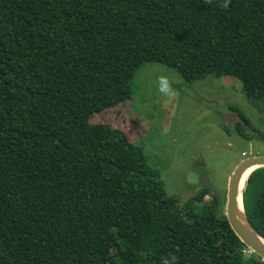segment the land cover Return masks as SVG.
Listing matches in <instances>:
<instances>
[{
  "label": "trees",
  "instance_id": "obj_1",
  "mask_svg": "<svg viewBox=\"0 0 264 264\" xmlns=\"http://www.w3.org/2000/svg\"><path fill=\"white\" fill-rule=\"evenodd\" d=\"M148 63L262 100L264 0H0V264H264L215 203L181 208L137 140L92 123ZM243 201L264 237V167Z\"/></svg>",
  "mask_w": 264,
  "mask_h": 264
},
{
  "label": "rangeland",
  "instance_id": "obj_2",
  "mask_svg": "<svg viewBox=\"0 0 264 264\" xmlns=\"http://www.w3.org/2000/svg\"><path fill=\"white\" fill-rule=\"evenodd\" d=\"M161 76L172 82L174 96L159 92ZM136 117L141 121L135 123ZM91 121L124 130L131 141L137 140L181 208L196 204L206 212L215 203L218 218L226 216L234 170L245 158L264 154V98L249 99L242 82L230 76L209 75L188 83L175 69L148 63L136 73L131 100ZM129 126L137 128H129L133 135ZM240 128L249 139L239 135Z\"/></svg>",
  "mask_w": 264,
  "mask_h": 264
},
{
  "label": "water",
  "instance_id": "obj_3",
  "mask_svg": "<svg viewBox=\"0 0 264 264\" xmlns=\"http://www.w3.org/2000/svg\"><path fill=\"white\" fill-rule=\"evenodd\" d=\"M264 167V154L245 158L234 170L228 184L226 217L239 239L264 260V237L250 223L244 208L243 190L249 175ZM242 207V212H240Z\"/></svg>",
  "mask_w": 264,
  "mask_h": 264
},
{
  "label": "clouds",
  "instance_id": "obj_4",
  "mask_svg": "<svg viewBox=\"0 0 264 264\" xmlns=\"http://www.w3.org/2000/svg\"><path fill=\"white\" fill-rule=\"evenodd\" d=\"M207 3H212V0H206ZM231 3V0H218V5L227 9ZM159 92L165 96L171 97L175 95V90L172 87V82L166 76H161L159 78ZM177 257L173 254L169 258H165L162 264H177Z\"/></svg>",
  "mask_w": 264,
  "mask_h": 264
},
{
  "label": "bare ground",
  "instance_id": "obj_5",
  "mask_svg": "<svg viewBox=\"0 0 264 264\" xmlns=\"http://www.w3.org/2000/svg\"><path fill=\"white\" fill-rule=\"evenodd\" d=\"M242 210H243L242 207H240V212H242Z\"/></svg>",
  "mask_w": 264,
  "mask_h": 264
}]
</instances>
